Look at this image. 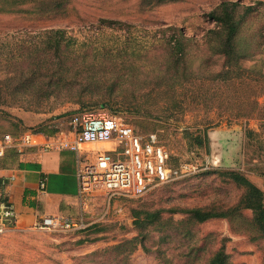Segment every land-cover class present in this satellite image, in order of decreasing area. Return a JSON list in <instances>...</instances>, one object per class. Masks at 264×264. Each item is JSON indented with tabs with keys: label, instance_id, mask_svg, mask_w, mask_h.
I'll use <instances>...</instances> for the list:
<instances>
[{
	"label": "rangeland",
	"instance_id": "374dc122",
	"mask_svg": "<svg viewBox=\"0 0 264 264\" xmlns=\"http://www.w3.org/2000/svg\"><path fill=\"white\" fill-rule=\"evenodd\" d=\"M62 1L57 9L32 7L28 0L17 3L16 11L0 12V135L20 128V112L56 116L101 110L144 138L153 135L169 151L168 167L207 165L208 173L174 179L135 199L108 200L97 193L81 229L10 228L0 235V264H165L155 250L133 242L143 232L156 240L159 223L136 220L159 212L161 225L172 227L169 223L188 219L181 210L194 207H239L229 218L199 225V236L215 242L214 249L223 245L230 264H264L252 212L240 204L245 189L225 175L238 172L264 193V0ZM222 2L255 8L240 37L258 49L240 60L242 76L225 83L173 84L165 77L173 70L164 71L174 30L190 40L186 50L197 68L191 74L200 79L221 71L214 49L197 45L216 26L209 13ZM51 31L62 32L58 53Z\"/></svg>",
	"mask_w": 264,
	"mask_h": 264
},
{
	"label": "built area",
	"instance_id": "2783aa9c",
	"mask_svg": "<svg viewBox=\"0 0 264 264\" xmlns=\"http://www.w3.org/2000/svg\"><path fill=\"white\" fill-rule=\"evenodd\" d=\"M68 125L73 133L71 141L60 136L36 142L31 131L19 135L0 136V158L14 150L23 153L26 148L37 147L41 152L71 150L80 152L88 143L112 144V149L91 150L93 156L78 164L77 185L82 199L102 193L108 200L135 199L167 184L174 179L195 175L204 169L195 165L167 166L169 151L153 135L144 138L131 125L105 111H85L74 115ZM91 157V158H90ZM42 187L43 185L40 184ZM16 220L14 207L0 202V235L13 228ZM84 228V224L56 216L40 218L34 229L46 232L71 231Z\"/></svg>",
	"mask_w": 264,
	"mask_h": 264
},
{
	"label": "trees",
	"instance_id": "16d2710c",
	"mask_svg": "<svg viewBox=\"0 0 264 264\" xmlns=\"http://www.w3.org/2000/svg\"><path fill=\"white\" fill-rule=\"evenodd\" d=\"M18 1V2H17ZM28 0H3L0 1V12L16 11L17 3L27 2ZM32 7L48 6L49 8H59L65 4V1L60 3V0H33ZM178 0H147L151 4L166 3ZM14 6V8H12ZM255 8L240 6L238 2H222L216 9L209 13V17L215 22L216 26L208 31L205 36L204 42L196 44L198 47H207L208 51L214 49L212 54L221 58L223 65L219 73L211 75H202L195 77L191 74L197 68H192L196 60L191 61L188 55L190 50H186L188 46L187 39L183 33L174 30L173 35L168 40L165 73L173 70L172 74H167V80H173V84H178L183 87L185 84L193 83L195 80H210L220 81L222 83L233 81L242 76V66L239 65L240 60L252 57L254 49H258L257 44H248L246 40L241 39L240 34L244 26L246 16ZM52 35L56 37L53 42L55 52L60 49L61 31H51ZM259 45V44H258ZM211 48V49H210ZM198 51V49H197ZM58 53V52H57ZM202 59L206 56H201ZM209 58V56H208ZM200 63H204L203 60ZM10 77V73H7ZM24 82H26V78ZM5 80V79H4ZM7 81V80H5ZM24 82H20L21 84ZM1 91V90H0ZM208 171L199 173L200 175L207 174ZM198 174V175H199ZM225 175L231 179L233 184L238 188H244V195L240 201L243 209L248 208L252 212V225L258 233V239L264 243V193L259 190L247 177H243L240 173L235 171H226ZM195 176V175H193ZM239 207L227 211H219L214 208H190L181 210L182 213L187 215V223L191 224L193 229H185L183 223L185 221H178L172 227H167V224L161 225L160 213L152 212L147 213L142 219H137V223L144 225L145 223L154 224L159 223V235L152 240L150 233H142L138 240H133L135 245H140L144 251L155 250L157 256L165 259V264H230L228 255L224 253V246L221 245L214 249L216 243H207V239L201 238L198 233V226L207 222V220L214 218H229L230 214L236 212ZM183 226V227H181ZM197 229V233L194 230ZM175 244L172 254L168 255L171 245ZM215 245V246H214ZM154 246L156 248L154 249ZM208 246L210 251L208 250ZM175 249L177 254L175 253Z\"/></svg>",
	"mask_w": 264,
	"mask_h": 264
},
{
	"label": "crops",
	"instance_id": "0c3cea01",
	"mask_svg": "<svg viewBox=\"0 0 264 264\" xmlns=\"http://www.w3.org/2000/svg\"><path fill=\"white\" fill-rule=\"evenodd\" d=\"M80 113L46 116L20 112L17 113L20 128L15 127L4 134L19 135L31 131L36 134L38 144L55 135L71 141L74 135L68 122ZM103 148L112 149L113 145L88 143L82 145L80 152H41L37 147H29L21 154L11 150L0 158V202L14 207L16 220L13 228L31 230L40 218L53 216L85 225L99 194L86 199L80 197L77 168L84 161L85 153Z\"/></svg>",
	"mask_w": 264,
	"mask_h": 264
}]
</instances>
